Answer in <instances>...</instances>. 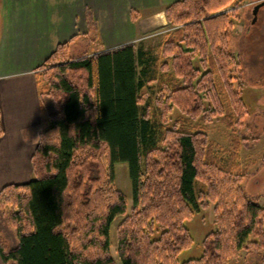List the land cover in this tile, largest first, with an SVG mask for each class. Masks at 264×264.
<instances>
[{"label":"trees","instance_id":"trees-1","mask_svg":"<svg viewBox=\"0 0 264 264\" xmlns=\"http://www.w3.org/2000/svg\"><path fill=\"white\" fill-rule=\"evenodd\" d=\"M238 1L170 4L169 30L156 45L99 51L89 34L90 54H71L77 37L57 46L37 72L44 130L34 177L0 190V215L18 239L11 246L0 231L3 264H230L250 243L264 250V205L243 186L249 168L240 150L249 138L240 129L250 109L230 44ZM87 21L95 26L90 12ZM216 118L231 130L226 156L205 130ZM117 163L129 168V215L114 185ZM211 205L215 229L202 255L180 263L194 241L186 221ZM121 215L115 259L110 228Z\"/></svg>","mask_w":264,"mask_h":264},{"label":"crops","instance_id":"crops-1","mask_svg":"<svg viewBox=\"0 0 264 264\" xmlns=\"http://www.w3.org/2000/svg\"><path fill=\"white\" fill-rule=\"evenodd\" d=\"M176 1L3 0L0 113L4 134L0 138V190L34 177L32 156L44 130L37 72L57 46L77 37L70 45L73 54L78 44H86L82 38L89 34H95L94 42L101 43L99 51L150 42L144 35L167 25L165 10ZM258 5L264 6V0ZM88 12L95 22L92 28L87 21Z\"/></svg>","mask_w":264,"mask_h":264},{"label":"rangeland","instance_id":"rangeland-1","mask_svg":"<svg viewBox=\"0 0 264 264\" xmlns=\"http://www.w3.org/2000/svg\"><path fill=\"white\" fill-rule=\"evenodd\" d=\"M262 1H238L235 6L238 16L235 20L236 26L231 31L230 44L231 49L242 62V81L236 79V84L243 83V96L250 109L240 129V133L249 138L247 146H243L240 150L241 161L249 168L243 186L249 198L264 205V63L261 64L264 62V6L258 5ZM0 5H3V0H0ZM232 8L233 6H230L228 9ZM1 15L0 8V17ZM252 19L255 23H252ZM168 30V25L161 26L149 31L144 37L148 38L150 44L156 45L157 42L164 40ZM95 44L97 47L102 46L100 42ZM93 45L80 43L72 55L79 57L90 54L93 52ZM178 115L179 111L175 109L171 117L174 120ZM205 130L210 139L221 147V155L226 156L231 130L226 127L224 121L216 118L206 125ZM114 173L115 187L127 196L126 215H129L133 208V193L128 164L117 163L114 166ZM194 184L197 191L205 190V185L199 180H195ZM9 213L8 209L4 211L6 216ZM126 215L118 216L110 228L111 252L115 259H117V227ZM186 226L190 229L194 241L189 248L180 253L178 257L180 263L197 259L202 255V241L215 229L213 205L196 213L192 219L186 221ZM0 231L9 245L14 246L17 243L15 229L6 223L2 215H0ZM254 240L253 237L249 239V241ZM230 264H264V250L250 243L239 251Z\"/></svg>","mask_w":264,"mask_h":264},{"label":"clouds","instance_id":"clouds-1","mask_svg":"<svg viewBox=\"0 0 264 264\" xmlns=\"http://www.w3.org/2000/svg\"><path fill=\"white\" fill-rule=\"evenodd\" d=\"M98 117H99V113L97 112V113H96V118H98Z\"/></svg>","mask_w":264,"mask_h":264}]
</instances>
